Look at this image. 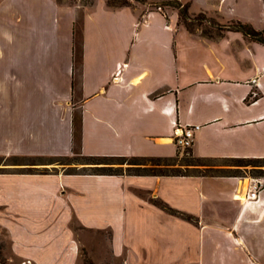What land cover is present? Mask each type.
<instances>
[{
    "label": "crops",
    "instance_id": "crops-1",
    "mask_svg": "<svg viewBox=\"0 0 264 264\" xmlns=\"http://www.w3.org/2000/svg\"><path fill=\"white\" fill-rule=\"evenodd\" d=\"M77 8L0 0V224L13 253L28 264H75V218L109 228L111 250H126L127 264L183 255L190 244L169 243L167 235L184 230L195 234V264H264V187L247 201L233 198L246 185L231 176L39 167L72 154L74 105L81 108L85 155L174 156L179 123L199 125L189 147L194 156L264 157V44L234 30L193 34L160 12L141 17L98 0L83 8L82 61L74 75ZM224 180L232 186L219 185Z\"/></svg>",
    "mask_w": 264,
    "mask_h": 264
},
{
    "label": "rangeland",
    "instance_id": "rangeland-1",
    "mask_svg": "<svg viewBox=\"0 0 264 264\" xmlns=\"http://www.w3.org/2000/svg\"><path fill=\"white\" fill-rule=\"evenodd\" d=\"M60 4H72L77 6L78 13H83V8L90 7L98 0H91L90 2H86V0H56ZM108 6L118 7L109 5L107 0H103ZM128 2V6L133 8L139 16H143L145 13L149 12H160L164 14L168 20L175 19L178 23V10L177 8L172 6L174 0H125ZM183 4L188 5V15L190 17L189 23L192 27L191 33L202 34L203 32H211L213 34L216 33V27L213 23L208 21L207 18H213L218 23H229L234 19H240L242 21L250 22L255 28L264 24V8L262 4V0H179ZM206 17V19L204 18ZM181 27H186L180 23ZM258 26V27H257ZM187 30V29H186ZM179 151V156L177 162H182L185 159L187 162H197L191 160V154L185 152V149H182L177 146ZM61 162L58 163L53 162L50 164H39L40 171L42 168L43 171H51V172H59L69 170L70 167H74L78 169L79 172H91L92 169L90 167H86L85 169L82 166H87L85 164L86 160L83 157L75 156L73 158L72 163L68 164L67 162L71 161L68 159H60ZM118 161V160H113ZM4 162L3 159H0V165ZM205 164H218L224 166L225 169L222 172H230L228 165L235 163L234 161L225 160V159H216V160H203L200 161ZM116 166V164H114ZM127 166L126 163L122 164V167L125 169ZM182 170L184 166H181ZM203 167V166H202ZM232 168L235 165L231 166ZM264 169V166H260ZM189 171H193L192 168L188 169ZM76 173V172H75ZM238 175H228L234 177L238 180V182H243L244 185H248L249 178L252 177H262L264 179V172H262L261 176H255L251 169L250 165L246 167L241 166V170ZM235 182V181H233ZM232 183V182H231ZM222 187L232 186L228 185L225 180L220 184ZM230 188V187H229ZM233 190V189H232ZM137 193L142 195L143 197H147L152 195L150 192L145 190H137ZM151 199V197H150ZM223 203V200H222ZM223 206V205H222ZM187 214V213H185ZM189 215V214H187ZM191 221L195 222V217L191 216ZM71 227L75 234L76 239L79 243V256L77 262L75 264H85V259L90 258L95 264H127L126 262V250L123 254L115 255L111 250V230L109 228L104 229H95L90 227H85L81 225L77 219L72 218ZM162 240L165 241L164 236H162ZM167 240L169 243L175 242V245L178 244H190L189 248H185L183 255L178 256L177 258H166L165 264H195V251H194V241L195 234L192 231H186L182 233L181 231L177 233H169L167 235ZM175 240H178L177 242ZM126 249V243H125ZM264 252V251H263ZM0 258L5 260V264H28L24 261H21L16 255L13 253L11 248V239L9 237L7 229L0 224ZM136 264V263H132Z\"/></svg>",
    "mask_w": 264,
    "mask_h": 264
},
{
    "label": "trees",
    "instance_id": "trees-1",
    "mask_svg": "<svg viewBox=\"0 0 264 264\" xmlns=\"http://www.w3.org/2000/svg\"><path fill=\"white\" fill-rule=\"evenodd\" d=\"M91 0H86L90 2ZM140 1V0H138ZM109 5L113 6H128V2L125 0H107ZM264 8V0H262ZM172 6L178 10V23H182L189 32H193L192 27L189 23L190 17L188 15V5L181 3L179 0H174ZM82 14L77 13L73 24V74L79 75L82 61ZM206 19V17H204ZM208 21L213 23L216 27V33L203 32L202 34L208 37H216L222 35L226 30L240 31L242 34L247 37L249 40L256 41L258 43L264 44V27L255 28L250 22L242 21L240 19H234L229 23H218L213 18H207ZM74 88V82H73ZM249 96H247V100ZM72 154L66 156H56L50 159V163L61 162L60 159L71 160L67 162L68 164L72 163L75 156L83 157L86 161L83 162L88 164L87 166H82L83 169L90 167L92 171L90 173H99V174H142V175H200V176H228V175H238L241 170V166L246 167L247 165L251 166V169L255 171L253 173L255 176H261L264 169L260 166H264V157H198L194 156L190 148H184L185 152L191 154V160L197 162H187L185 159L182 162H177L179 151L174 156H142V155H133V156H123V155H85L81 150V108L78 105H74L73 114H72ZM2 157H0L1 159ZM216 160V159H225L234 161L235 163L228 165L227 171L222 172L225 167L218 164H205L200 161L203 160ZM12 162L16 163L18 160L17 157L9 158ZM118 160V161H113ZM126 163L127 166L124 169L122 164ZM116 164V166L114 165ZM181 166H184L182 170ZM235 165V167H231ZM203 166V167H202ZM192 168L193 171L188 169ZM30 170V169H29ZM66 173H75L79 172L78 169L70 167ZM83 172V171H81ZM151 202L155 205L161 207L162 209L181 216L185 219H191V215H187L177 209L172 208L164 201L151 197ZM0 264H5V260L0 258ZM85 264H95L90 258L85 259Z\"/></svg>",
    "mask_w": 264,
    "mask_h": 264
},
{
    "label": "built area",
    "instance_id": "built-area-1",
    "mask_svg": "<svg viewBox=\"0 0 264 264\" xmlns=\"http://www.w3.org/2000/svg\"><path fill=\"white\" fill-rule=\"evenodd\" d=\"M258 96L257 91H252L250 97L251 98H256ZM199 128V125L194 124V125H187V124H179V123H174L173 125V130H172V136L175 144L184 149V148H189L192 145L195 131ZM264 187V179L262 177H252L249 178L248 185L245 189V191H240L236 190L233 193V198L237 200H247V201H252L257 199L259 192L262 190ZM236 192L237 193H242L241 196H238L236 198Z\"/></svg>",
    "mask_w": 264,
    "mask_h": 264
},
{
    "label": "bare ground",
    "instance_id": "bare-ground-1",
    "mask_svg": "<svg viewBox=\"0 0 264 264\" xmlns=\"http://www.w3.org/2000/svg\"><path fill=\"white\" fill-rule=\"evenodd\" d=\"M241 184H242V186L244 185L243 182H241ZM236 194H237L236 195V198H237L238 196H241L242 193L239 194V193L236 192ZM241 198H243V196H241Z\"/></svg>",
    "mask_w": 264,
    "mask_h": 264
}]
</instances>
